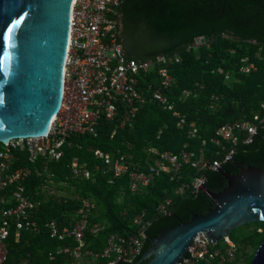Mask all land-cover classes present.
Masks as SVG:
<instances>
[{
  "label": "built area",
  "instance_id": "1",
  "mask_svg": "<svg viewBox=\"0 0 264 264\" xmlns=\"http://www.w3.org/2000/svg\"><path fill=\"white\" fill-rule=\"evenodd\" d=\"M126 0H75L71 13V29L64 68L63 100L49 132L44 137L20 138L7 144H0V264L10 263V250L22 244L25 234L40 236L45 231L51 240L59 245L43 250L49 261L64 257L66 264H116L119 261L133 263L140 256L147 230L152 224L147 211L139 212L133 219L136 233L127 236L112 234L100 251L88 248V236L97 238L105 225L92 222L96 211L93 200L83 197L77 184L94 180L97 174L109 177V184L129 178V189L134 194L148 192L155 178L166 175L170 182L177 183L175 194L184 196L188 192H201L206 184L205 174L223 167L240 144H250L258 130L264 127V104L261 111L251 119L241 118L227 122L214 131L210 139L200 136V128L187 115L175 110L170 92L176 79L170 73L171 67L181 63L178 53L158 55L146 61L130 57L121 39L123 28L121 8ZM210 38L201 36L194 40L189 51L196 44ZM156 74L158 86L144 90L140 83ZM184 90L180 101L189 99ZM219 97H211L210 105L218 103ZM157 103L163 110L172 112L177 118L176 127L185 135V143L179 152L160 150L148 143L144 153L146 162L135 161L129 152L118 150L107 153L97 149L94 158L98 162L92 168L74 158L70 165V177L58 181L49 169V163L64 157V148L72 136L89 134L98 136L100 122L106 120L116 124L113 138L118 130L133 128L140 110L148 103ZM164 128L157 133L159 139ZM216 155L224 153V159H212L209 145ZM197 145V146H196ZM24 159L27 166L14 168ZM42 165L38 167V163ZM192 170L194 175L184 177V171ZM33 173L43 180L34 190L35 197H44L59 206H72L57 219L41 224L38 211L43 204L28 195L27 181ZM45 202V201H44ZM171 199H166L157 208V213L169 216ZM28 244V243H27ZM222 244V245H221ZM247 248L234 242L231 237L220 244H214L204 235H199L188 248L186 257L178 264H245ZM104 260H111L106 263ZM13 264H32L31 255Z\"/></svg>",
  "mask_w": 264,
  "mask_h": 264
},
{
  "label": "trees",
  "instance_id": "2",
  "mask_svg": "<svg viewBox=\"0 0 264 264\" xmlns=\"http://www.w3.org/2000/svg\"><path fill=\"white\" fill-rule=\"evenodd\" d=\"M121 13L123 24L121 39L130 57L146 61L158 55L170 56L175 53L180 55L181 63L172 66L170 70L176 79V85L170 92V99L176 103V111L187 115L189 121L197 123L202 138L210 139L219 126L245 117L251 119L253 113L261 111L259 105L261 101L252 103L253 108L250 113H247L245 105L234 107L236 103H230V106L228 102L225 103L227 97L237 92H240L237 98L241 100L243 95L252 89L258 92L260 82L253 81L250 88L233 91L225 87L224 76L207 70L201 72L197 78H192L193 81H189L191 84H187L185 66L191 64L193 59L188 54L187 48L193 45L197 37L213 38L227 34L243 42L254 41L264 46V0H126ZM187 58L191 61L186 62ZM201 82L205 85L204 88L197 89L199 91L197 98H189L184 102L179 100L184 90L194 89L195 84ZM257 85L259 87H256ZM157 86L158 78L154 73L140 83V88L144 90ZM213 96L220 98L216 110H211L209 105ZM222 105L226 107L223 109ZM176 122L177 118L172 112L163 110L157 103H148L138 113L133 128L118 130L113 138L111 136L116 124L106 120L100 122L96 138L89 134L72 136L69 139L71 146L67 145L64 148V157L58 162L49 163V169L56 180L61 181L70 177V165L74 158H78L81 164L92 168L98 163L93 154L95 150L100 149L113 154L118 150L126 152L128 145L133 147L129 152L138 162H146L149 159L144 153L148 143H152L160 150L177 153L186 139L184 133L177 129ZM165 126L167 127L162 136L157 139L158 131ZM215 150L217 149L210 144L209 156L212 159L223 160L224 153L216 155ZM233 157L245 167L264 169V127L258 130L252 143L238 145ZM41 165L42 163L39 162L38 167ZM22 166H27L24 159L16 163L13 169ZM223 168L235 174V166L230 161L225 163ZM193 175L192 170L184 171V177L187 179ZM205 177L206 185L212 192L226 188L227 182L218 171H208ZM42 180V176L33 173L27 181L26 189L31 198L35 197L34 190ZM177 185L170 182L168 176L161 175L155 178L148 192L134 194L129 189L127 177L110 185L109 177L97 174L94 180L78 183L77 188L81 191V195L96 204L92 222L105 225L104 231L97 238L88 236V248L98 252L104 247L110 235L127 236L136 233L133 219L139 212L147 211V219L151 220L152 224L147 230V239L140 256L133 263L125 261L116 263L147 264L150 260H144L143 257L151 247L153 238L159 237L180 223L189 222L194 215H206L214 208L209 196L202 191L188 192L184 196L175 194ZM168 198L172 200L169 208L171 215H159L158 206ZM34 199L43 203L37 216L43 225L46 221L59 218L64 211L72 208L70 205L59 206L50 201L46 202L41 196H36ZM235 231L231 239L242 249L251 244L255 247L251 255L244 251L245 264H250L264 239V232L256 230L240 238L236 237ZM58 245L59 242L49 239L45 231L40 236L25 234L22 237V244L10 250V263L13 264L31 255L32 264H66L64 257L59 256L55 261H49L42 252L54 249ZM104 261L109 263L111 260Z\"/></svg>",
  "mask_w": 264,
  "mask_h": 264
},
{
  "label": "water",
  "instance_id": "3",
  "mask_svg": "<svg viewBox=\"0 0 264 264\" xmlns=\"http://www.w3.org/2000/svg\"><path fill=\"white\" fill-rule=\"evenodd\" d=\"M75 0H0V144L44 137L58 115L64 87L71 13ZM232 174L217 167L226 188L199 190L214 208L194 215L151 240L147 264H178L199 235L214 244L241 227L264 223V169L243 166ZM250 264H264V239Z\"/></svg>",
  "mask_w": 264,
  "mask_h": 264
},
{
  "label": "rangeland",
  "instance_id": "4",
  "mask_svg": "<svg viewBox=\"0 0 264 264\" xmlns=\"http://www.w3.org/2000/svg\"><path fill=\"white\" fill-rule=\"evenodd\" d=\"M193 46L188 54L193 58L192 61L186 60V62L191 61V64L185 66L186 72V83L191 84L189 81L197 78L201 75V72H206L211 70V73L224 76L225 87L231 90H239V88H250V85L253 81L260 82L258 92L250 90L243 95V100L237 98L240 92L235 93V95H230L226 99V104L230 106V103L234 104V107L240 106L247 108V113H250L253 108V102H260L261 105L264 104V46L259 45L258 43L243 42L239 39L223 34L219 37L210 38L208 42L203 40ZM256 75V76H255ZM262 77V81L260 78ZM195 83V82H194ZM205 83L201 82L195 84V88L186 91H189L188 98H197L199 91L197 89L204 88ZM225 101V99H224ZM228 102V103H227ZM209 105H212L210 103ZM218 105L214 104L213 108L210 106L211 110H216ZM224 107L226 106H223ZM237 109V108H236ZM254 117V113L251 115V118ZM259 230L264 232V224H252L247 225L241 228H238L235 231L236 237H243L247 233L254 232ZM222 245V244H221ZM255 250V247L248 246L247 254H252Z\"/></svg>",
  "mask_w": 264,
  "mask_h": 264
},
{
  "label": "flooded vegetation",
  "instance_id": "5",
  "mask_svg": "<svg viewBox=\"0 0 264 264\" xmlns=\"http://www.w3.org/2000/svg\"><path fill=\"white\" fill-rule=\"evenodd\" d=\"M238 172H239V169H238L237 167H235V168H234V173L237 174ZM224 189H225V188H224ZM224 189H223V190H224ZM221 191H222V190H221ZM218 192H220V191H217V192H215V193H218Z\"/></svg>",
  "mask_w": 264,
  "mask_h": 264
}]
</instances>
